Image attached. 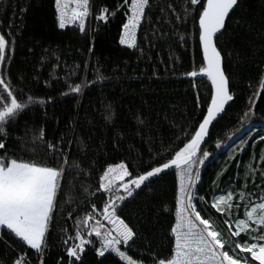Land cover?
I'll list each match as a JSON object with an SVG mask.
<instances>
[{
  "label": "trees",
  "instance_id": "trees-1",
  "mask_svg": "<svg viewBox=\"0 0 264 264\" xmlns=\"http://www.w3.org/2000/svg\"><path fill=\"white\" fill-rule=\"evenodd\" d=\"M122 2L92 0L93 18L86 32L81 33L76 28H58L55 0H0L3 25L0 31L8 28L10 20L14 25L11 31L14 51L6 49V56L11 55L6 74L9 82L17 89L22 88L25 98L32 95L47 101L51 97L50 103L30 106L8 129L6 150L25 160L56 166L58 161L53 160V154L44 146H36L39 141L34 138L43 129L44 139L59 143L69 163L75 162L61 182L63 200L50 227L44 264H69L61 229L66 228L73 235L75 217L91 212V203L98 209L102 206L99 193L95 196L91 193L96 191L106 165L124 161L135 174L142 172L157 153L167 155L168 149L177 144L182 146L183 134H194L212 91L210 81L197 78L193 82L185 75L194 68L198 71L203 63L197 12H192L186 23L176 20V13L188 7L186 0H152L156 7L151 20L145 21L139 30L138 44L143 53L119 43L127 6L107 23L95 19L102 6L113 10ZM239 5L227 20V31L218 44L234 100L227 114L214 122L203 146L210 155L202 166L197 193L206 201L227 179L225 176L222 182L218 180L221 166L215 156L244 122L264 120V90L260 88L264 79V0H239ZM24 8L26 11L21 13ZM174 24L179 26L180 33L186 34V42L180 41ZM74 69L75 73L67 78ZM96 70L105 79L96 80ZM66 78L67 83L73 84L83 79L96 82L80 95L62 96L67 91ZM255 92L259 96H254ZM197 96L200 107L196 106ZM249 97L254 99L255 106L245 117ZM263 142L252 144L243 157L236 159L228 176L239 178L238 163ZM176 196L177 177L169 171L129 198L122 218L140 236L129 252L134 259L152 264L153 254L159 258L170 255ZM197 207L204 206L198 203ZM69 211L72 218L68 217ZM208 214L222 224V218L214 210L202 211L206 218ZM0 235H4L0 241V264H12L17 252H27L32 264H36L33 250L11 235L2 232ZM82 264H118V259L109 254L98 257L91 248H86Z\"/></svg>",
  "mask_w": 264,
  "mask_h": 264
},
{
  "label": "snow or ice",
  "instance_id": "snow-or-ice-1",
  "mask_svg": "<svg viewBox=\"0 0 264 264\" xmlns=\"http://www.w3.org/2000/svg\"><path fill=\"white\" fill-rule=\"evenodd\" d=\"M186 3L188 7L182 13H176V20L180 24L186 23L191 13L197 12L198 42L203 63L198 71L194 68L185 75L193 82L197 78L210 81L212 89L202 118L195 126L194 134H183L185 139L180 141L182 146L177 144L168 149L167 155L159 152L152 156L142 172L136 171L134 174L124 161L106 165L99 176L96 191L91 193L93 196L99 193L102 206L98 209L95 203H91V212L83 217L77 215L73 235H69L66 228L61 229L64 237L62 244L69 264H82L86 248H91L98 257H105L106 253L114 255L118 264H142V261L129 254L140 236L134 226L122 218L123 209L129 198H134L137 190L142 191L154 184L169 171L178 177L175 223L170 228V255L159 258L153 254L152 264H264V187H261L264 185V168L258 170L251 162L247 163L242 176L243 186L233 191L226 185L219 194H213L210 201L197 195L195 190L196 182L201 177L200 167L210 155L201 145L210 136V127L227 114V107L234 100L218 44L227 31L226 21L240 6L239 0H186ZM125 6L126 22L122 24L119 43L143 53L137 42V33L145 21L151 20V13L156 7L152 0H123L113 10L102 6L95 19L107 23ZM91 7L92 0H55L58 28L75 26L79 32L85 33ZM25 11L26 8L21 9V13ZM13 27L10 20L8 28L0 31V150H4L0 154V232L18 239L23 246L33 250V255L37 257L36 264H44L50 227L59 211L58 205L63 200L61 182L75 162L69 163L59 143L53 144L44 139L43 129L34 138L39 141L36 146L46 147L53 154V160L58 161L56 166L25 160L6 150L8 129L18 118L32 105L42 106L51 102V97L47 101L38 100L32 95L25 98L23 89H17L9 82L6 74L9 70L7 61H10L11 55L6 56V49L10 53L14 51L15 42L11 36ZM0 28H3L2 23ZM173 28L180 41L186 42V34L179 32V26L174 24ZM155 35L153 30L154 38ZM144 39L147 40V36ZM91 52L92 47L89 48ZM74 73L75 69L67 74V78ZM95 75L96 80L105 79L99 70H96ZM67 78V91L62 92V96L80 95L96 82L83 79L73 84L67 83ZM260 88L264 90V79L261 80ZM253 95L259 96V92ZM196 106L200 107L198 96ZM254 106V99L249 97L245 117ZM259 158L264 161V154ZM258 171L260 182L256 183ZM249 179L253 191H246ZM255 190H259L258 196ZM198 203L204 207L198 209ZM209 208L222 218L224 227L212 215L208 214L207 218L202 215V211L207 213ZM68 217H73L72 211L68 212ZM3 240L4 235H0V241ZM12 264H32V259L27 252H17Z\"/></svg>",
  "mask_w": 264,
  "mask_h": 264
},
{
  "label": "rangeland",
  "instance_id": "rangeland-1",
  "mask_svg": "<svg viewBox=\"0 0 264 264\" xmlns=\"http://www.w3.org/2000/svg\"><path fill=\"white\" fill-rule=\"evenodd\" d=\"M264 140V120L259 121H249L244 122L240 128V130L230 137V140L226 143V145L221 149V151L215 156L217 158L218 163L220 164V170L218 173L219 179L221 182L224 179L223 177H227L223 184L218 185L214 194H219L222 190L225 189L226 185L228 186L229 190L237 191L240 189L244 181L242 179L244 166L251 162L253 167L256 169L264 168V161L260 160V156L264 154V142L261 144L259 149L255 150V146L252 148L254 151L251 154L250 152L243 158L241 163H238V167L240 168L241 175L239 178L234 179L232 176H228V172L230 167L236 159L239 157H243L246 151L251 147L252 144H256L259 141ZM242 149V151H241ZM241 160V159H240ZM259 171L256 175V183L258 181ZM249 187L246 191H253L251 185V179L248 181ZM264 187V185H261ZM256 195H259V190H255ZM218 223V222H217ZM221 227H224L223 223L220 224Z\"/></svg>",
  "mask_w": 264,
  "mask_h": 264
},
{
  "label": "built area",
  "instance_id": "built-area-1",
  "mask_svg": "<svg viewBox=\"0 0 264 264\" xmlns=\"http://www.w3.org/2000/svg\"><path fill=\"white\" fill-rule=\"evenodd\" d=\"M93 9H92V7H91V15L87 18V20H86V28H87V25H88V23H89V20L90 19H92L93 18ZM126 22V21H125ZM68 28H76L75 26H72V27H68ZM68 28H65V29H68ZM77 29V28H76ZM138 36H139V30H138V33H137V42H138ZM123 46H125V47H127L126 45H123ZM202 166L203 165H201V167H200V170H201V172H202ZM176 177H177V175H176ZM199 181H200V179L196 182V186H195V190H196V193H197V187H198V184H199ZM177 190H178V177H177ZM197 195H198V193H197ZM175 210H176V208H175ZM174 223H175V214H174ZM106 255H107V253H106ZM143 264V263H142Z\"/></svg>",
  "mask_w": 264,
  "mask_h": 264
},
{
  "label": "water",
  "instance_id": "water-1",
  "mask_svg": "<svg viewBox=\"0 0 264 264\" xmlns=\"http://www.w3.org/2000/svg\"><path fill=\"white\" fill-rule=\"evenodd\" d=\"M226 23H227V21H226ZM223 57V56H222ZM222 66H223V68H224V60H223V63H222ZM225 71V70H224ZM187 77V76H186ZM187 78H189V77H187ZM231 103V102H230ZM228 108V107H227ZM214 124V123H213ZM212 127V126H211ZM211 127H210V129H211ZM206 140H207V137H206ZM204 144L205 143H202V145H201V148L203 149V146H204Z\"/></svg>",
  "mask_w": 264,
  "mask_h": 264
},
{
  "label": "bare ground",
  "instance_id": "bare-ground-1",
  "mask_svg": "<svg viewBox=\"0 0 264 264\" xmlns=\"http://www.w3.org/2000/svg\"><path fill=\"white\" fill-rule=\"evenodd\" d=\"M121 33H122V31H121Z\"/></svg>",
  "mask_w": 264,
  "mask_h": 264
}]
</instances>
